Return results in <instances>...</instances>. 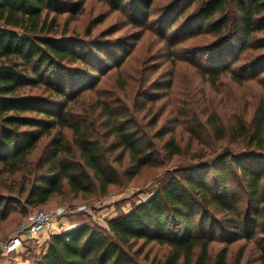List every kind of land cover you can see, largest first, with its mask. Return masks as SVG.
<instances>
[{"label":"trees","instance_id":"16d2710c","mask_svg":"<svg viewBox=\"0 0 264 264\" xmlns=\"http://www.w3.org/2000/svg\"><path fill=\"white\" fill-rule=\"evenodd\" d=\"M85 1L53 8V0H0V166L8 175L19 174L18 196L28 205H44L65 187L74 194L89 193L93 181L106 192L117 180L109 156L118 149L129 153L133 173L144 165L158 164L133 120L103 103L91 109L79 105L83 94L95 88V73L101 69L81 50L80 41L53 35L55 21L48 18L52 9L77 13ZM149 1L138 0L139 11ZM228 1L189 0L182 8L183 13L194 3L199 6L201 28L210 27L223 39L238 37L237 44L225 43L202 59L206 67L199 69L209 77L231 70L235 51L260 42L254 43L251 35L264 31V0H233L231 14L226 13ZM124 2L118 0L119 7ZM95 53L94 59L98 54L110 59L102 47ZM34 88L41 93H33ZM79 109L92 112L74 115ZM96 110L97 118L90 121ZM96 121L107 130L103 142L96 136L99 132L92 130ZM263 127L264 116L253 127L252 140L259 147ZM55 129L38 158L32 159L41 139ZM111 136L115 140L107 144ZM168 149L172 154L180 152L174 140ZM250 160L228 153L187 167L149 198L109 219L112 237L105 230L79 224L53 234L35 264H138L130 259L127 247L139 239L167 245L170 254L164 264L180 260L211 264L209 247L217 237L264 236V162ZM7 199L0 195V206ZM213 264H228L227 252L222 250ZM260 264H264V253Z\"/></svg>","mask_w":264,"mask_h":264},{"label":"rangeland","instance_id":"374dc122","mask_svg":"<svg viewBox=\"0 0 264 264\" xmlns=\"http://www.w3.org/2000/svg\"><path fill=\"white\" fill-rule=\"evenodd\" d=\"M53 1L55 8L74 0ZM188 1L150 0L139 11L138 0H125L121 7L118 0H86L77 13L67 8L49 11L48 22L55 21L53 35L80 41L81 50L101 69L95 73V88L83 94L79 105L91 109L103 103L133 120L152 146L158 164L144 165L133 173L129 153L118 149L109 156L117 180L106 192H101L93 181L89 193L74 194L65 187L62 194L40 206L26 204L18 196L19 174L8 175L0 166V195L10 197L0 206V248L29 214L41 210L56 213L53 232L26 241L16 253L0 254V264H34L53 234L83 223L105 230L112 237L109 219L128 212L192 165L210 163L228 153L250 162H264V140L260 147L252 140L255 123L264 116V31L251 35L253 42H260L235 51L231 70L209 77L199 69L206 67L202 59L225 43L235 45L239 40L231 36L223 39L210 27L201 28L199 6L192 3L182 13ZM226 4V13L231 14L234 1ZM101 47L109 53V60L99 54L94 59L95 49ZM41 91L33 89V93ZM81 111L73 114L89 116L92 112ZM98 112L90 121L97 118ZM99 123L96 121L92 130L99 132L96 136L103 142L107 130ZM55 131L41 139L32 159L38 158ZM65 132L71 138V131ZM114 140L111 136L106 143ZM172 140L180 147L178 154L168 149ZM263 237L247 239L238 233L217 237L209 247L211 264L222 250L227 252L228 264H260ZM169 250L167 245L145 243L143 239L132 240L127 247L130 259L138 264H164ZM178 264H184L183 260Z\"/></svg>","mask_w":264,"mask_h":264},{"label":"built area","instance_id":"2783aa9c","mask_svg":"<svg viewBox=\"0 0 264 264\" xmlns=\"http://www.w3.org/2000/svg\"><path fill=\"white\" fill-rule=\"evenodd\" d=\"M56 213L50 210L36 211L19 225L17 231L0 248V254L16 253L26 241L36 238L40 234H49L55 230Z\"/></svg>","mask_w":264,"mask_h":264},{"label":"crops","instance_id":"0c3cea01","mask_svg":"<svg viewBox=\"0 0 264 264\" xmlns=\"http://www.w3.org/2000/svg\"><path fill=\"white\" fill-rule=\"evenodd\" d=\"M35 264V263H34Z\"/></svg>","mask_w":264,"mask_h":264}]
</instances>
